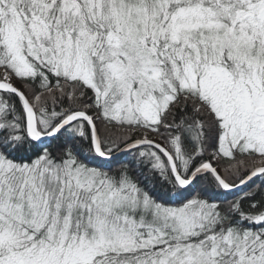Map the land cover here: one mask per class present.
<instances>
[{
  "label": "snow or ice",
  "instance_id": "1",
  "mask_svg": "<svg viewBox=\"0 0 264 264\" xmlns=\"http://www.w3.org/2000/svg\"><path fill=\"white\" fill-rule=\"evenodd\" d=\"M0 264H264V0H0Z\"/></svg>",
  "mask_w": 264,
  "mask_h": 264
}]
</instances>
